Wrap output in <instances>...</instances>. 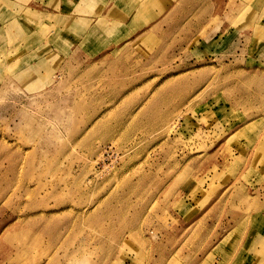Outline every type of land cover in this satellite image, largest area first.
Instances as JSON below:
<instances>
[{"label": "rangeland", "instance_id": "rangeland-1", "mask_svg": "<svg viewBox=\"0 0 264 264\" xmlns=\"http://www.w3.org/2000/svg\"><path fill=\"white\" fill-rule=\"evenodd\" d=\"M27 1L0 0V264H264V0H170L130 70L55 76L20 67L72 28Z\"/></svg>", "mask_w": 264, "mask_h": 264}, {"label": "crops", "instance_id": "crops-1", "mask_svg": "<svg viewBox=\"0 0 264 264\" xmlns=\"http://www.w3.org/2000/svg\"><path fill=\"white\" fill-rule=\"evenodd\" d=\"M142 1L146 3L148 1L146 16L143 15L145 10L139 7L136 0H28L23 4L20 2V6L24 8L21 14L28 11L34 15L30 20L31 24L54 25L61 20L63 23H69L72 28L66 33L61 46L51 42L46 51L20 69L46 68L55 76L59 75L62 69L66 70V66L72 69L75 64L83 70L92 65H99L101 69H105L106 66H114L117 63L123 70H130V63L138 61L131 58L134 54L135 56L143 52L147 55L154 54L155 46H159L155 45L158 36L146 27L154 19L149 22L144 19L161 14L170 3V0ZM116 23L119 25L115 27ZM2 29L4 35L0 38V44L8 40L6 28ZM35 39L37 42L27 49V53L38 51L45 43L43 38H39V34L35 35ZM20 49V52H23V49ZM50 55L53 62V64L50 62L51 66L48 65ZM46 57L45 62L40 63V60ZM21 58L22 54L19 59ZM55 59L57 61H54ZM121 61L124 64L121 65ZM126 83H130V80L123 81L124 85ZM115 85L118 86L120 83ZM42 86L43 80L37 87Z\"/></svg>", "mask_w": 264, "mask_h": 264}, {"label": "bare ground", "instance_id": "bare-ground-1", "mask_svg": "<svg viewBox=\"0 0 264 264\" xmlns=\"http://www.w3.org/2000/svg\"><path fill=\"white\" fill-rule=\"evenodd\" d=\"M147 2H148V1H147ZM144 4H145V3H144ZM14 17H15V19H13V21H19V20H21V19L18 20V17H17V16H14ZM11 21H12V20H11ZM31 27H32V26H28L29 29H31Z\"/></svg>", "mask_w": 264, "mask_h": 264}]
</instances>
